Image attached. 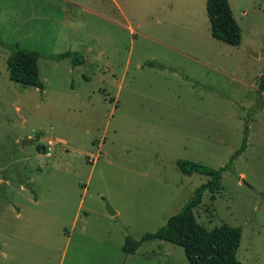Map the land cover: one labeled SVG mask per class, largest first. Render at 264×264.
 I'll use <instances>...</instances> for the list:
<instances>
[{
    "label": "rangeland",
    "instance_id": "1",
    "mask_svg": "<svg viewBox=\"0 0 264 264\" xmlns=\"http://www.w3.org/2000/svg\"><path fill=\"white\" fill-rule=\"evenodd\" d=\"M230 2L237 46L203 0H0V264H189L162 240L123 250L208 181L178 160L230 165L195 215L240 227L238 260L264 264V0ZM17 44L43 89L10 79ZM67 51L84 63L51 58Z\"/></svg>",
    "mask_w": 264,
    "mask_h": 264
},
{
    "label": "trees",
    "instance_id": "2",
    "mask_svg": "<svg viewBox=\"0 0 264 264\" xmlns=\"http://www.w3.org/2000/svg\"><path fill=\"white\" fill-rule=\"evenodd\" d=\"M206 10L213 37L230 45H239L242 41V31L235 20L229 1L207 0ZM39 58L38 51L15 45L7 59L10 79L24 87L43 89ZM51 58L54 60L69 59L73 65L84 63V56L73 51L52 55ZM258 89L264 92V74L259 79ZM246 146L247 138L245 137L241 148L236 153L244 152ZM37 148L44 151L42 145ZM177 166L187 175L195 172L204 174L208 177V181L199 186L180 211L172 215L167 223L156 232L146 233L140 240L128 236L123 245L124 252L134 254L142 243L162 240L182 247L189 264H242L237 258L242 229L228 224L207 229L195 215V209L201 204L206 192L217 194L221 191L222 174L229 169L230 165L215 169L199 162L178 160Z\"/></svg>",
    "mask_w": 264,
    "mask_h": 264
},
{
    "label": "water",
    "instance_id": "3",
    "mask_svg": "<svg viewBox=\"0 0 264 264\" xmlns=\"http://www.w3.org/2000/svg\"><path fill=\"white\" fill-rule=\"evenodd\" d=\"M27 143L33 144V141L23 140V141L21 142L22 146H24V145L27 144ZM109 212H110L111 214L115 215V212H114L111 208H109Z\"/></svg>",
    "mask_w": 264,
    "mask_h": 264
},
{
    "label": "built area",
    "instance_id": "4",
    "mask_svg": "<svg viewBox=\"0 0 264 264\" xmlns=\"http://www.w3.org/2000/svg\"><path fill=\"white\" fill-rule=\"evenodd\" d=\"M48 145H49V146L52 145V141H51V140L48 141ZM49 150H50V148H49ZM47 155H50V153H47Z\"/></svg>",
    "mask_w": 264,
    "mask_h": 264
},
{
    "label": "crops",
    "instance_id": "5",
    "mask_svg": "<svg viewBox=\"0 0 264 264\" xmlns=\"http://www.w3.org/2000/svg\"><path fill=\"white\" fill-rule=\"evenodd\" d=\"M206 1L207 0H203V3H205V5H206ZM229 1V3H230V6H231V2H230V0H228ZM233 11V10H232ZM234 15V14H233Z\"/></svg>",
    "mask_w": 264,
    "mask_h": 264
}]
</instances>
